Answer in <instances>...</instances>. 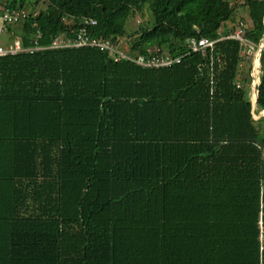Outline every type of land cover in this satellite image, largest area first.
Here are the masks:
<instances>
[{
	"label": "trees",
	"instance_id": "1",
	"mask_svg": "<svg viewBox=\"0 0 264 264\" xmlns=\"http://www.w3.org/2000/svg\"><path fill=\"white\" fill-rule=\"evenodd\" d=\"M25 4L22 47L93 19L131 54L180 59L0 56V264H264V52L252 105L250 58L220 38L241 27L257 45L264 0L238 20L227 0H0ZM189 36L216 40L202 54Z\"/></svg>",
	"mask_w": 264,
	"mask_h": 264
},
{
	"label": "built area",
	"instance_id": "2",
	"mask_svg": "<svg viewBox=\"0 0 264 264\" xmlns=\"http://www.w3.org/2000/svg\"><path fill=\"white\" fill-rule=\"evenodd\" d=\"M27 16V13L20 8H10L3 6L0 8V32H4L10 25L16 24L24 20ZM94 24L93 19H83L82 22L69 33L66 31L59 32L53 35L49 43L46 45H39L36 42V38L39 36V32H36V35L32 43L28 47H22L20 45L19 39L15 38L10 43L1 46L0 45V56L14 54L19 51L33 52L41 49H63V48H78V47H93L100 51H106L107 54L113 59H124L130 61L138 66L144 68L157 69L161 67H167L172 64L178 63L180 56H171L169 54H151V55H134L130 52L123 50L118 39L113 41L107 37L94 36L89 27ZM264 24V19H263ZM71 33V34H70ZM243 29L238 27L227 35H223L220 38H232L239 41L242 48L239 51V56L242 59L250 58V86L253 96V89L257 81L258 67L254 72L255 61L259 58L260 52H264V36L260 38L257 45H254L252 42L246 40L243 36ZM264 33V30H263ZM262 33V35H263ZM219 39V38H218ZM216 39H209L206 37H194L189 36L184 39V44L190 52H199L205 53V51H210L211 47ZM128 50V48H126ZM255 79V80H254ZM239 83L236 82V86ZM256 91V90H255ZM254 91V92H255ZM253 97H251L252 99ZM253 105V102L251 101ZM258 223V240H259V249L264 247V228L261 227L260 220Z\"/></svg>",
	"mask_w": 264,
	"mask_h": 264
},
{
	"label": "rangeland",
	"instance_id": "3",
	"mask_svg": "<svg viewBox=\"0 0 264 264\" xmlns=\"http://www.w3.org/2000/svg\"><path fill=\"white\" fill-rule=\"evenodd\" d=\"M229 2L230 5H232L233 7V11H232V17L234 18V20H238L239 18H245L247 19V16H246V10L243 6H241V2L242 0H227ZM23 10L25 12H28L29 11V7L27 4H25L23 6ZM142 20H148V22L150 21L151 22V17H150V14H149V11H147V8L144 7L143 10H142V17H141ZM136 20V19H135ZM230 22H232V20H226L224 21V23L220 26V29H224L225 27L229 26L230 25ZM136 23V21L134 22ZM135 24H130L128 23V26L132 27L134 26ZM10 26H14L13 25H10ZM15 30H13L14 32ZM12 37H10L7 32H0V45H5V44H8L12 41ZM119 45L120 47L127 51V53H129L130 51L127 50L126 48H128L127 46V42H126V39H125V36H120L119 39ZM245 68V67H244ZM250 71H251V65H250ZM250 90H251V86H250ZM252 94V92H251ZM251 97H253L251 95ZM264 114V110H261L259 112V115L258 114H255L253 115V118L256 119L258 118V116Z\"/></svg>",
	"mask_w": 264,
	"mask_h": 264
},
{
	"label": "water",
	"instance_id": "4",
	"mask_svg": "<svg viewBox=\"0 0 264 264\" xmlns=\"http://www.w3.org/2000/svg\"><path fill=\"white\" fill-rule=\"evenodd\" d=\"M263 36H264V33H263V35H262V38H263ZM258 60H259V58H257L256 59V61H255V66H254V72L256 71V69H257V67H258ZM255 80V79H254ZM256 85L254 86V89H253V98H252V102L254 103V101H255V97H256ZM255 91V92H254Z\"/></svg>",
	"mask_w": 264,
	"mask_h": 264
},
{
	"label": "crops",
	"instance_id": "5",
	"mask_svg": "<svg viewBox=\"0 0 264 264\" xmlns=\"http://www.w3.org/2000/svg\"><path fill=\"white\" fill-rule=\"evenodd\" d=\"M14 27H15V26H9V27L7 28V30L4 31V32H7V34H8L10 37H12V39L17 38V36L14 35L13 32H12V30L14 29ZM5 45H6V44H5ZM1 46H4V45H1Z\"/></svg>",
	"mask_w": 264,
	"mask_h": 264
}]
</instances>
